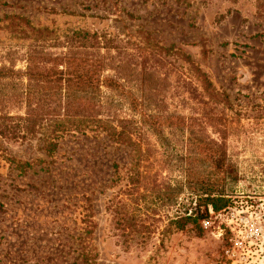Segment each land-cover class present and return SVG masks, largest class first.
<instances>
[{
    "label": "rangeland",
    "instance_id": "obj_1",
    "mask_svg": "<svg viewBox=\"0 0 264 264\" xmlns=\"http://www.w3.org/2000/svg\"><path fill=\"white\" fill-rule=\"evenodd\" d=\"M73 56L122 66L95 77H117L134 104L101 86L115 100L111 121L75 111L4 144L0 264H264V0H0V70ZM27 84L1 78L0 94ZM33 86L49 100L61 83ZM145 113L184 127L164 125L161 139ZM77 121L88 128L63 131ZM104 125L130 132L128 143ZM39 138L57 144L51 156ZM7 158L32 167L21 173ZM208 191L228 208L204 229L196 214ZM228 211L247 222L237 227Z\"/></svg>",
    "mask_w": 264,
    "mask_h": 264
},
{
    "label": "trees",
    "instance_id": "obj_2",
    "mask_svg": "<svg viewBox=\"0 0 264 264\" xmlns=\"http://www.w3.org/2000/svg\"><path fill=\"white\" fill-rule=\"evenodd\" d=\"M81 36V33H76ZM81 39L85 41L94 40L97 41L95 34H88L87 32L82 34ZM74 56L72 58H66L63 62V66L59 67V64H54L46 69V67L38 66L36 63L28 62L24 72H14L10 70H0V79L9 78L10 76H24L28 83L19 94L9 95L0 94V151H4V144L10 143V141H16L20 135L24 138L27 135H34L35 132L41 130L44 122L47 119H56L62 121L64 118L68 119L72 115L71 112L85 113L84 120H90L94 114L104 115L106 120L111 121L112 111L114 105V98L101 90V86L105 88L107 92L116 93L118 96L125 98L131 105L134 104V97L130 91L126 89V86L120 82L115 76H105L102 80L96 78L97 71L120 70L122 66H116L114 69L99 59H81L79 63L75 62ZM110 67V68H108ZM37 78L47 80V82L61 83L60 89L49 100L44 97H39L32 89L33 84ZM15 110H24L22 115L12 116L8 111L10 108ZM61 119V120H59ZM142 120L148 124V127L156 131L161 139L162 127L164 125L174 124L177 128H183L184 120L180 117L170 114L168 117L160 120L151 114H143ZM84 121H77L72 127H67L63 131H76L80 132L88 126H83ZM98 122V121H97ZM100 122V121H99ZM44 123V124H43ZM105 127L102 129L108 130V135L111 139L115 138V141H121L125 144L131 138L130 132L125 135V131H117L115 127ZM85 127V128H82ZM125 137L123 140L122 138ZM40 139V138H39ZM121 139V140H120ZM41 140V139H40ZM42 150L47 156H51L56 151L57 144L53 141L42 139ZM203 152L207 157V160L211 166L219 171L226 172L228 164L225 159L216 150L212 149L208 144L203 145ZM11 163H15V168L21 173L26 172L28 168L32 167V162L21 161L15 158H7ZM205 197L200 198L199 206H204L205 212L202 214H196V219L202 220L208 215V207H211L213 211L221 210L227 205L228 200L224 198H215L211 192L203 193Z\"/></svg>",
    "mask_w": 264,
    "mask_h": 264
},
{
    "label": "built area",
    "instance_id": "obj_3",
    "mask_svg": "<svg viewBox=\"0 0 264 264\" xmlns=\"http://www.w3.org/2000/svg\"><path fill=\"white\" fill-rule=\"evenodd\" d=\"M228 208V207H226ZM223 209V210H218V211H213L211 207H208V215L202 219V226L204 229H208L213 221H212V218L215 217V218H218L219 215H221L222 211L226 212L227 209ZM225 219H228V220H234L235 221V225L237 227H241L242 225V222H247V220H243V218H237L235 216V214L231 211H228L225 215H223ZM247 227L246 230L249 234V236L251 238H254V239H258L259 237L262 236V229L261 228H258L255 224L253 223H247ZM233 244L235 246L237 245H241L242 244V240L240 239V237H236L233 239ZM229 252V250L227 251Z\"/></svg>",
    "mask_w": 264,
    "mask_h": 264
}]
</instances>
